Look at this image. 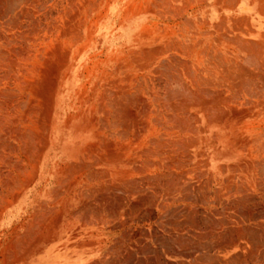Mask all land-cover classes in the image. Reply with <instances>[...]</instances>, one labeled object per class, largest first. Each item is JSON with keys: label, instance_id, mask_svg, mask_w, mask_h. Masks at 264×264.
<instances>
[{"label": "bare ground", "instance_id": "6f19581e", "mask_svg": "<svg viewBox=\"0 0 264 264\" xmlns=\"http://www.w3.org/2000/svg\"><path fill=\"white\" fill-rule=\"evenodd\" d=\"M44 2L0 0V264H264L261 69L154 71L164 78V95L151 89L147 99H157L158 107L146 108L143 134L106 155L67 151V161L53 162L37 192L60 132L56 97L41 90L48 106L47 117L40 111L45 121L38 119L47 131L42 141L39 132H22L16 108L23 101L10 85L16 73H38L18 79L23 89L38 90L48 69L57 72L69 63L56 56L61 51L54 44L56 54L42 64L46 70H33L39 60L30 44L50 34L59 44L73 42L81 13L90 8V0H64L55 15L42 18ZM127 113L122 111L126 122L137 119ZM15 141L23 146L21 158Z\"/></svg>", "mask_w": 264, "mask_h": 264}, {"label": "rangeland", "instance_id": "374dc122", "mask_svg": "<svg viewBox=\"0 0 264 264\" xmlns=\"http://www.w3.org/2000/svg\"><path fill=\"white\" fill-rule=\"evenodd\" d=\"M43 2V7L46 9L42 8L41 16L45 18L48 13V18L49 14L55 15L56 11L61 9L64 0H43ZM153 2V0H90L89 11L84 10L76 24L79 35H76L73 42L59 44L55 35L51 34L47 38L41 36L42 38L39 37L38 40L31 42L33 55H37L39 60V62H35L36 64L34 63L33 70H39V72L46 70H42L43 61L49 60L52 54L55 55L60 51L64 55L60 52L56 56L60 55L61 58L65 56L69 62L62 66L60 71L54 72V69H48L46 72H48L50 82L47 79L46 84L43 83L44 85L39 86L38 90L33 87L23 89L24 85L20 84V80H18L23 77L33 79L32 76L38 75V73L33 75L31 73H16L17 82L10 85L12 94L17 95L18 100L23 101L21 106L16 108L19 113L16 112V117L19 118L22 132L26 134L39 132L38 137L42 141L47 131L41 124L47 117L45 109L48 106L47 104L42 105L45 102L40 95L42 94L41 90L51 89L56 97L52 108L54 120L60 126V132L54 140L51 160L43 169L37 192L44 187L45 179L50 175L53 162L55 160H59L61 163L67 161L63 156L67 151L80 149L86 154L106 155L109 150H123L137 138L138 134H143L144 128L147 127L143 121L146 108L154 110L158 107L157 99L154 97H151V101L147 99L150 97L151 89L155 88L161 97L164 95L162 87L164 78L161 80L160 75L154 71L160 69L168 73L171 69L190 67H196L195 69L198 67L200 70L219 68V71H227L228 68L235 67L234 69L250 72L256 69L255 72H258L261 69L264 73V36L258 31L256 32L255 28L213 26L210 21L189 20L187 17L179 18V13L176 11L165 10V5L161 10L159 4ZM83 23L84 25H82ZM177 23L191 24L176 25ZM199 23L201 25H198ZM53 32L57 33L56 30ZM54 44H57L59 50H52ZM141 54L142 57L139 60L137 57ZM152 54L154 56H151ZM38 55H41L42 58ZM157 57L159 58L157 59ZM61 58L59 59L61 60ZM155 67L158 68L154 69ZM175 92L179 93V91ZM139 95L143 99L142 103L139 101L141 100ZM24 97L25 99H21ZM135 99L139 102L136 100L137 103ZM136 103L142 105H138L137 108ZM29 108L34 113L31 112L26 118L25 114ZM123 110L125 113L128 112L127 114L134 111L136 114H133L136 115L137 121L128 120L126 122L123 120ZM40 111L44 112L46 117H42ZM155 116L162 115L158 113ZM66 124L70 127H64ZM143 125H145L144 128ZM141 126L142 128H140ZM137 127L139 128L135 129ZM171 136L173 138L175 134L171 133ZM42 141L38 140V147ZM146 141L143 139L141 143L147 146ZM14 143L17 150L15 157L21 158L24 151L23 146L17 141ZM34 151L35 148L32 152Z\"/></svg>", "mask_w": 264, "mask_h": 264}, {"label": "crops", "instance_id": "0c3cea01", "mask_svg": "<svg viewBox=\"0 0 264 264\" xmlns=\"http://www.w3.org/2000/svg\"><path fill=\"white\" fill-rule=\"evenodd\" d=\"M153 1V3L156 2L159 4V9L161 10L165 7V10L176 11L179 13V18L187 17L189 20L194 19L197 21H210L213 26L223 25L255 28L256 32L258 31L262 36H264V0ZM167 5L168 8H166ZM190 24L191 23H177L176 25ZM198 25H201V23Z\"/></svg>", "mask_w": 264, "mask_h": 264}]
</instances>
